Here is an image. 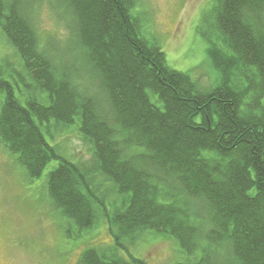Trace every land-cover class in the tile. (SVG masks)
<instances>
[{
	"label": "trees",
	"instance_id": "trees-1",
	"mask_svg": "<svg viewBox=\"0 0 264 264\" xmlns=\"http://www.w3.org/2000/svg\"><path fill=\"white\" fill-rule=\"evenodd\" d=\"M36 1L0 0L34 91L17 97L0 66V145L28 179L44 176L66 238L107 224L112 246L78 264H148L130 253L147 233L176 239V264H264V0H214L210 90L169 65L136 0H49L63 45L41 40ZM70 129L89 163L56 143Z\"/></svg>",
	"mask_w": 264,
	"mask_h": 264
},
{
	"label": "rangeland",
	"instance_id": "rangeland-1",
	"mask_svg": "<svg viewBox=\"0 0 264 264\" xmlns=\"http://www.w3.org/2000/svg\"><path fill=\"white\" fill-rule=\"evenodd\" d=\"M136 1L133 13L140 18L146 34L158 40L169 65L188 72L203 90L218 85L222 73L213 65L209 45L202 35L211 32L214 0ZM31 15L42 41L51 38L63 45L68 33L49 0H37ZM0 66L3 78L12 83L17 97L23 99L34 93L23 59L1 26ZM152 100L157 102L155 97ZM52 143H58L64 154L75 161H91V147L75 129L58 132L56 143ZM68 223L54 208L44 176L28 179L0 145V264H78L86 248L113 244L107 224L101 223L80 239H68L63 231ZM130 253L148 264L186 260L176 239L158 233L144 234L136 245L130 246ZM122 254L127 257L126 252L121 251Z\"/></svg>",
	"mask_w": 264,
	"mask_h": 264
}]
</instances>
